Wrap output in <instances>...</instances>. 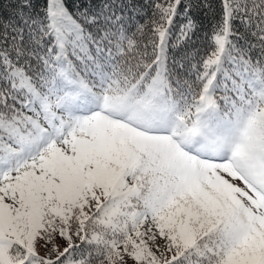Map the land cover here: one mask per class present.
Masks as SVG:
<instances>
[{
	"label": "snow or ice",
	"instance_id": "snow-or-ice-1",
	"mask_svg": "<svg viewBox=\"0 0 264 264\" xmlns=\"http://www.w3.org/2000/svg\"><path fill=\"white\" fill-rule=\"evenodd\" d=\"M0 264H264V0H0Z\"/></svg>",
	"mask_w": 264,
	"mask_h": 264
}]
</instances>
